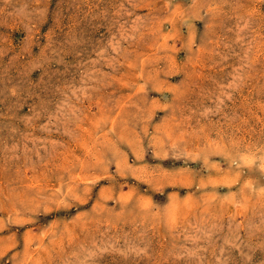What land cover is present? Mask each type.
<instances>
[{"label": "rangeland", "instance_id": "obj_1", "mask_svg": "<svg viewBox=\"0 0 264 264\" xmlns=\"http://www.w3.org/2000/svg\"><path fill=\"white\" fill-rule=\"evenodd\" d=\"M0 264H264V0H0Z\"/></svg>", "mask_w": 264, "mask_h": 264}, {"label": "bare ground", "instance_id": "obj_2", "mask_svg": "<svg viewBox=\"0 0 264 264\" xmlns=\"http://www.w3.org/2000/svg\"><path fill=\"white\" fill-rule=\"evenodd\" d=\"M157 108V107H156Z\"/></svg>", "mask_w": 264, "mask_h": 264}]
</instances>
